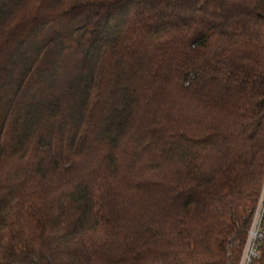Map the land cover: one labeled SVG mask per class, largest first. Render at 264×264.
I'll return each instance as SVG.
<instances>
[{"label": "trees", "instance_id": "16d2710c", "mask_svg": "<svg viewBox=\"0 0 264 264\" xmlns=\"http://www.w3.org/2000/svg\"><path fill=\"white\" fill-rule=\"evenodd\" d=\"M263 178L264 0H0V264H238Z\"/></svg>", "mask_w": 264, "mask_h": 264}, {"label": "built area", "instance_id": "2783aa9c", "mask_svg": "<svg viewBox=\"0 0 264 264\" xmlns=\"http://www.w3.org/2000/svg\"><path fill=\"white\" fill-rule=\"evenodd\" d=\"M264 248V178L238 264H262Z\"/></svg>", "mask_w": 264, "mask_h": 264}]
</instances>
